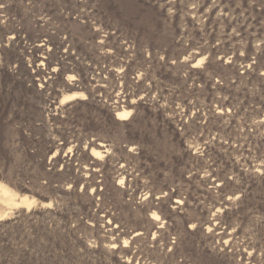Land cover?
Instances as JSON below:
<instances>
[{
  "label": "rangeland",
  "instance_id": "rangeland-1",
  "mask_svg": "<svg viewBox=\"0 0 264 264\" xmlns=\"http://www.w3.org/2000/svg\"><path fill=\"white\" fill-rule=\"evenodd\" d=\"M0 182V264H264V0H0Z\"/></svg>",
  "mask_w": 264,
  "mask_h": 264
},
{
  "label": "bare ground",
  "instance_id": "bare-ground-1",
  "mask_svg": "<svg viewBox=\"0 0 264 264\" xmlns=\"http://www.w3.org/2000/svg\"><path fill=\"white\" fill-rule=\"evenodd\" d=\"M77 93V92H76ZM81 94V93H80ZM71 96H79L72 94ZM79 98V97H78ZM130 114L129 110H121L117 113L118 118H123ZM36 202L34 197L27 194H19L13 189L0 182V220L6 218L13 209L18 207L30 208Z\"/></svg>",
  "mask_w": 264,
  "mask_h": 264
}]
</instances>
